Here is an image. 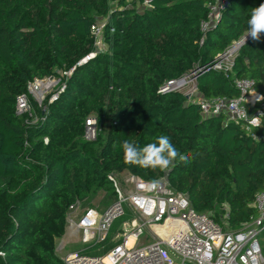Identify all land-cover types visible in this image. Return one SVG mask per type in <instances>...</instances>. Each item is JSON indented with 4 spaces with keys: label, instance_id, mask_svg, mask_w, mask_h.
<instances>
[{
    "label": "trees",
    "instance_id": "1",
    "mask_svg": "<svg viewBox=\"0 0 264 264\" xmlns=\"http://www.w3.org/2000/svg\"><path fill=\"white\" fill-rule=\"evenodd\" d=\"M125 1L0 0V264H63L56 241L70 206L113 189L109 174L121 169L147 180L167 176L196 211L222 225L226 218L230 228L257 215L264 129L253 130L254 138L241 123L205 118L184 93L159 88L212 64L246 34L250 10L264 0H228L206 33L210 0H150L142 9ZM103 18L107 49L81 62L97 51L93 29ZM45 77L61 78L64 90L44 110L29 95L36 121L18 116L17 97ZM236 77L254 80L264 103V33L240 47L231 71L201 75L198 93L236 98ZM91 116L95 140L85 137ZM160 134L188 162L177 159L170 171L123 163L124 140L143 147Z\"/></svg>",
    "mask_w": 264,
    "mask_h": 264
},
{
    "label": "built area",
    "instance_id": "2",
    "mask_svg": "<svg viewBox=\"0 0 264 264\" xmlns=\"http://www.w3.org/2000/svg\"><path fill=\"white\" fill-rule=\"evenodd\" d=\"M227 3L228 0L208 2L207 18L201 23L203 33L216 27ZM144 6L149 7L150 0H145L141 9ZM103 27L102 24L93 29L97 51L90 53L81 62L106 50L102 37ZM240 40L217 56L212 64L196 66L178 79L167 80L160 86L159 92L184 93L191 101L199 104L203 117L223 115L226 123L239 122L254 138H259L253 130L264 129V103L263 95L256 89L254 80L236 77L234 84L240 91L236 98H206L197 89L199 77L206 72L216 69L227 73L232 70L240 49ZM70 73L65 71L63 75L69 76ZM193 81V88L187 94L183 92ZM56 83H62L61 78L45 77L30 81L27 93L17 97L16 114L21 117L26 114L32 116L34 107L29 95L41 96L46 88ZM64 88L62 83L51 95L50 101L55 100ZM259 102L261 107L250 113V107ZM241 111H247L249 118L256 116L260 122L259 128L242 118L238 114ZM97 134V120L87 118L86 139L95 140ZM109 178L114 187V200L103 210L97 207L81 209L77 200L68 210L67 223L81 234L83 243L93 244L105 241L114 223L128 216L122 222L123 230L115 234V245L101 255L86 252L68 254L63 257V264H264V250L260 240L264 235V190L256 194L253 203L257 215L233 229L227 225L226 218L222 225L210 213L196 211L187 194L174 189L167 176L157 179L159 186L155 190L141 187L152 180L132 173L125 187L118 183L113 173L109 174Z\"/></svg>",
    "mask_w": 264,
    "mask_h": 264
},
{
    "label": "clouds",
    "instance_id": "3",
    "mask_svg": "<svg viewBox=\"0 0 264 264\" xmlns=\"http://www.w3.org/2000/svg\"><path fill=\"white\" fill-rule=\"evenodd\" d=\"M262 33H264V3L250 10L245 38L250 36L253 41H259ZM238 114L246 119L250 125L259 128L260 122L256 116L249 118L247 111H241ZM121 148L123 151V163L125 165L138 166L142 169L170 171L177 159L185 163L189 160L188 155L180 152L166 134L156 136L153 142L147 143L143 147L137 146L134 142L124 140ZM158 186V180H152L141 185L142 188L147 190H155ZM0 255H3V253H0Z\"/></svg>",
    "mask_w": 264,
    "mask_h": 264
},
{
    "label": "rangeland",
    "instance_id": "4",
    "mask_svg": "<svg viewBox=\"0 0 264 264\" xmlns=\"http://www.w3.org/2000/svg\"><path fill=\"white\" fill-rule=\"evenodd\" d=\"M141 0H126L125 2L127 3L128 6H132L134 4L138 9H141L142 3L140 2ZM106 19H100V23L103 24L105 23ZM105 46V45H104ZM107 45L105 46V48ZM107 49V48H106ZM195 81L191 82V84L183 89V92H187L188 90L193 88ZM62 83H56L48 88L42 93L41 96L37 95H31V97L37 102L38 107L42 110L45 109V101L49 98L51 99V95L54 94L58 90V88L61 86ZM186 93V94H187ZM197 92L193 95L196 97ZM50 96V97H49ZM31 120L36 121L38 119L37 117V112L35 110L33 111L32 116H29ZM89 118H95L96 116H91ZM88 118V119H89ZM97 120V119H96ZM113 175L117 179L118 183L123 185L124 187L126 186V180L130 175V172L121 169V170H116L113 172ZM114 189V188H113ZM113 189H100L97 192L91 193V194H86L82 198L79 199V202L81 204V209H85L88 207H97L99 209H105L115 198V192L113 194ZM128 217V216H127ZM121 218L118 219L112 229L110 234L108 235L107 239L103 242H98V243H93V244H85L82 242V237L81 234L77 231H74L69 225H67L66 232L65 234L58 238L56 241V251L59 256L65 257L68 254L72 253H77V252H86L91 255H101L105 253L106 250H108L110 247L115 245L116 239H115V234L118 231L123 230L122 229V222L127 218ZM261 244L263 246L264 250V235L260 237Z\"/></svg>",
    "mask_w": 264,
    "mask_h": 264
},
{
    "label": "water",
    "instance_id": "5",
    "mask_svg": "<svg viewBox=\"0 0 264 264\" xmlns=\"http://www.w3.org/2000/svg\"><path fill=\"white\" fill-rule=\"evenodd\" d=\"M245 36H246V34L242 37V39L239 41V47H241L242 45H244L251 37L250 36H248V37H246L245 38ZM244 38H245V43H244ZM189 97V96H188Z\"/></svg>",
    "mask_w": 264,
    "mask_h": 264
}]
</instances>
